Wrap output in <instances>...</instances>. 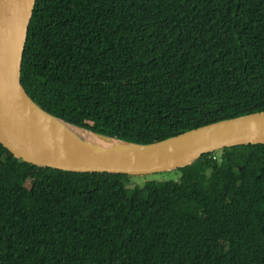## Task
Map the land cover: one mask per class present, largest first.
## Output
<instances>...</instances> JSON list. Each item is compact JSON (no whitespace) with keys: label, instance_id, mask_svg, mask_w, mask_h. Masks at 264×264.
I'll return each mask as SVG.
<instances>
[{"label":"trees","instance_id":"obj_1","mask_svg":"<svg viewBox=\"0 0 264 264\" xmlns=\"http://www.w3.org/2000/svg\"><path fill=\"white\" fill-rule=\"evenodd\" d=\"M21 79L48 114L140 144L261 112L264 0H37ZM0 167V264H264L263 144L142 185L1 144ZM42 171L57 182L29 184Z\"/></svg>","mask_w":264,"mask_h":264},{"label":"water","instance_id":"obj_2","mask_svg":"<svg viewBox=\"0 0 264 264\" xmlns=\"http://www.w3.org/2000/svg\"><path fill=\"white\" fill-rule=\"evenodd\" d=\"M37 0H0V144L31 165L77 173L148 176L189 166L203 155L264 145V111L211 123L149 144L99 134L41 109L22 85V63ZM37 106L69 126L50 132L31 114Z\"/></svg>","mask_w":264,"mask_h":264},{"label":"bare ground","instance_id":"obj_3","mask_svg":"<svg viewBox=\"0 0 264 264\" xmlns=\"http://www.w3.org/2000/svg\"><path fill=\"white\" fill-rule=\"evenodd\" d=\"M32 116L40 122L50 132L66 136L69 132V126L63 123L61 120L53 119L42 112L37 106L33 105L30 107Z\"/></svg>","mask_w":264,"mask_h":264},{"label":"rangeland","instance_id":"obj_4","mask_svg":"<svg viewBox=\"0 0 264 264\" xmlns=\"http://www.w3.org/2000/svg\"><path fill=\"white\" fill-rule=\"evenodd\" d=\"M1 168V167H0ZM179 177L176 172H167V173H160V174H154V175H148V176H133L132 183H137L142 185L145 180H151V179H158V180H169V179H177ZM57 178L52 175L50 172L42 171L39 173V175L35 178L29 181V184L32 181L35 182H49V183H55L57 182ZM126 186L129 187L128 184Z\"/></svg>","mask_w":264,"mask_h":264}]
</instances>
